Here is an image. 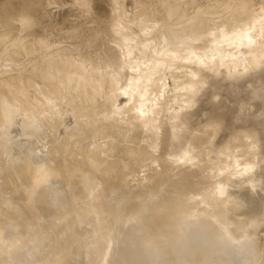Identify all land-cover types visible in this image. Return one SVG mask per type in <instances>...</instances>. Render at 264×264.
<instances>
[{"label":"rangeland","instance_id":"374dc122","mask_svg":"<svg viewBox=\"0 0 264 264\" xmlns=\"http://www.w3.org/2000/svg\"><path fill=\"white\" fill-rule=\"evenodd\" d=\"M9 1L10 0H1L0 2L6 5ZM11 1L13 4V1L16 0ZM89 1L90 5L87 7L81 0H41V5L42 11L46 16L60 19L61 17L63 18V16L65 18V14L68 13L70 21L72 22L71 25H73V23H75V25L81 23V30H85V36H89L93 32L92 30L96 28L94 19L95 13L96 15H101L108 21L106 22L109 23L106 32L111 34V38L115 33L118 35V31H116L118 27L119 29H124L123 23L129 22V24L127 23L128 27L132 26L133 29L138 32L140 31L138 30L139 27L142 31H140V34L142 33L146 36L148 33L147 35L152 37V39L147 37L148 42L153 40L156 43L154 44L152 43L153 41L151 42L152 48L157 45L158 41L161 45L164 40L166 44L168 40H170L171 44L173 40L182 43L186 41L187 44L191 46L190 48L186 43L185 46L187 48L185 47V49L184 43L182 45L179 42V44L174 42V47L176 44L178 46L181 44L183 48H170V51L172 50L171 52L176 54L177 52H174L175 50H194L195 54L193 57L191 56V64L194 65L193 78L190 79V74L185 71V67L189 64L186 57L175 59V54L172 56L174 58H170L171 55H168L170 61H168L167 58L166 60L167 64L169 62V68H167L164 73L166 85H164L165 87L162 86V90L166 89L165 91H167V88H169L172 95L177 98V101L173 102L172 106L166 107L164 111L154 116L150 110L154 101H150L149 98H147V101L145 100L141 102L142 104H139L142 109L148 110L147 114H145L142 121H136L130 129H126L125 126L129 121L135 119V116L133 117L132 115V117L128 119L130 116L127 117L125 114L121 113L122 116L116 121L111 117L101 121L97 119L98 121L93 125H88L85 131L82 132L79 130L78 134L73 138V140L85 138L83 141V148L78 145L80 149L75 147L74 149L77 151L69 153V151H67L68 149L65 150V145H58V136L64 133L65 126L73 122V116L65 118V112L68 110L72 101L78 102L79 99L77 98L79 96L76 95V91L79 89L77 83L79 67L76 62L79 60L81 61V59H76L75 63L66 65L64 68L69 74V77H62L58 73L59 70H57L56 65L62 64L65 61V55H58L54 52L50 55L46 52V47L42 46L41 42L43 41L42 39L48 40L49 37L35 39L26 37L31 28H29L25 16L18 13L19 9L21 10L19 6L23 3H18L17 1L18 9L11 10L8 14L7 27L5 29L0 28V43H2L0 45V62L2 63V66L0 64V113L1 115L3 114L4 117V120L0 122V163L3 162L0 164V264H90L94 261V264H108L109 262L111 264H153L154 262L152 260L154 257H157V260H154L157 264H168L167 262L170 260V256L173 257V255L175 256L173 257L175 261L174 264H264V1L171 0L172 2L169 1V3H160L159 0H145V2L141 0L144 6L148 4V8L152 11V16L147 19V23L140 22L144 21L143 18L145 17H142V15L147 10H145L147 6L141 7V4H136V0ZM148 1H150V3H148ZM170 2L174 6L172 9H170ZM220 4L223 5L221 6ZM206 6L209 7L205 9ZM25 8L26 6H24L22 10L28 12L29 6L27 7L28 9ZM240 12L241 14L242 12L244 14L248 12V14L241 15L239 14ZM120 16L121 19L123 17L124 21L118 18ZM117 19L123 21V23H119V26L117 25ZM224 22H242L244 29H231L232 32H228L230 35H226L227 40L225 37L223 39L220 38L221 40L216 39L217 37L212 39L213 36H211L212 38L210 37V41L212 40L211 42L215 44L212 45L214 46L212 47L211 42L207 41L209 40L207 39L208 35L210 36V34L214 32L212 31L213 28H215L213 30H218L219 32V28L222 27V23ZM68 23L67 25H69ZM130 23L131 26H129ZM225 23L224 25L227 24ZM113 24L117 25L116 30H114L115 25L113 27ZM121 24L123 25L122 27ZM201 24H203V26ZM75 25L70 27V29L75 27ZM127 25L125 24L126 27ZM227 26H229V24ZM126 27L125 29H127ZM216 28L218 29L216 30ZM40 29L42 30H40L41 32L45 31L43 27ZM186 29L187 32L193 31L192 34L191 32L187 33L185 31L186 34H188L186 35L184 33ZM209 29L211 30L210 34H208ZM113 30L116 32L114 33ZM241 31L243 33H241ZM125 32L120 31L119 35L125 34ZM128 33H130V30L127 34ZM171 33H174L175 37L172 38L174 34ZM183 33L186 38H183ZM131 34L127 36L130 43L129 41L126 42L127 37L124 36L126 39L125 42L130 45L133 43L135 45L138 43L141 44L143 42L142 40L146 38L140 35L141 38L144 37L140 39L142 41L140 42V40L138 41V38H140V36H138L139 33L137 35L138 38H135V40H133L134 36ZM218 34L214 33L212 35L215 37V35ZM239 35H242V37H239ZM248 35L252 37L251 40H254L249 46H245L246 42L250 41V39L248 40ZM57 36H61V33L57 34ZM64 36H66V39H64L65 41L69 39V35ZM105 36V31H102L97 35L98 40L94 39L92 41L103 40ZM131 36H133L132 41ZM167 36H171L170 39L166 40L165 37ZM74 37L70 36L74 41H72L74 45L72 42H69V40L67 41L68 43L64 44V37H62V40L58 37L55 38L60 39L62 42L64 41L60 43L61 45L63 44L62 47H66L65 45L71 43L69 46L67 45V50H71L72 47H74L73 49L75 50L76 47V49L81 52L87 51L89 45L92 43L91 40L82 41L83 38H75L74 40ZM115 37L122 39L121 36H114V39ZM1 38L3 40H1ZM117 38L116 43L118 44L117 48L119 52H121L120 50L122 49V52L125 53L127 47L121 48L120 46L123 43L125 44V42L122 41L123 43L119 45L118 41L120 40H117ZM237 38H241L242 40L239 39L238 41ZM182 39L185 40L183 41ZM215 39L216 41L220 40L219 42L222 41V46L229 44V42H233L232 45L234 44L233 47H235V45L243 42L242 45L236 47L239 49V46H242L243 48H241L244 49L243 52L245 50L249 52H244L246 53L244 54L240 48V55L237 53L238 49L236 47V49L233 48L237 51H235L237 55L240 56L236 58L237 60L239 58L240 61L244 58H248L249 60V56L251 57V55H253L255 52L254 50L259 51L260 55L258 54L259 56L254 59V62L252 59L249 66L245 69L243 64L250 60L246 61L244 59V63L241 62L240 65V61L238 63V61L234 60L235 57L233 60L231 59V57H233L232 54L236 55V53L231 51L233 50L231 49L232 45H226L225 48L222 46L218 47L219 42H216ZM235 39L237 43H234ZM60 40L56 41L59 42ZM147 40L145 39L144 41V48L145 46L147 48ZM240 40L242 42H240ZM79 41L84 45L80 46L81 43L79 44ZM76 42L79 45L76 44ZM244 42L245 45H243ZM165 43H163V45H165ZM195 44H197V46ZM209 44L212 47H210L211 50L207 48ZM149 45L150 43L148 46ZM91 46L92 44L90 47ZM158 46L160 47V45H157V47ZM168 46L171 47L172 45L169 44ZM227 46L231 50L227 49ZM5 47H7V49H5L6 51L4 50ZM132 47L133 45L130 46V48ZM135 47L136 46L133 48L136 49ZM162 47L159 48L160 51L163 49ZM192 47H197V49H193ZM205 48L211 52V56L212 54L215 56L218 54L216 56L217 58L220 56L219 53L222 54L225 51L220 52L221 50L219 51L218 48L230 50L227 52L225 51L223 54L232 55L227 58H230L234 62L236 61L238 65L234 68L231 65L232 63H230L232 61H229V59L225 60V58L223 60L224 62L226 61L225 64L224 62L221 64L216 62L212 67L213 64L211 65V62H209L210 65H207L208 63H204L201 59L204 52L209 54V51L206 52ZM140 49L130 50L138 52ZM212 49H214V51ZM130 50L127 51L130 52ZM154 50H156V47ZM192 50L189 52L191 53ZM217 50L219 52L215 53ZM18 51L19 54H17ZM187 51H185V53H187ZM144 52L141 54L144 55ZM165 52H167V50ZM171 52H169V54ZM202 52L203 54L200 55ZM127 53L128 52L120 54L124 56ZM141 54L138 56L143 60L145 56L142 57ZM187 54L184 55L186 56ZM204 55L206 56V54ZM3 56L6 57L4 58ZM10 56L11 58H9ZM140 57L139 59L141 60ZM224 57L226 56L224 55ZM12 60L14 61L12 62ZM38 62L40 63L38 64ZM246 64L248 65V63ZM5 65L7 67H5ZM43 70L47 73L46 75L43 73ZM62 70H60V72ZM226 70L227 72L230 71L231 74H225L226 76L224 75L223 77V73H225ZM128 71L127 69L125 70L126 73H128ZM96 72L97 71L91 69L88 70L83 80V85L89 83ZM111 72L112 66L109 65L100 69L101 75L98 81L102 79L104 81V77L107 78ZM182 73H184V75ZM177 78H180L178 82L176 81ZM189 79L193 82L190 85L187 84ZM199 81L201 84H199ZM96 84L97 86H92L89 93L83 91L85 95H83V97L80 96L79 99V102L82 101L80 104L84 103L85 100L90 101L87 104L89 109L96 104V100L99 99L98 95L102 92L101 86L98 83ZM118 85L114 86V89L119 88L121 84L119 83ZM196 85L198 87H196ZM64 86H69V88L67 90H62L61 88ZM162 90L161 88H157L156 92L161 94ZM44 92H49V95H47V93L45 95ZM114 93H121V90L116 89ZM56 94H61L57 96L63 97L58 99L52 108L49 107V109H47L48 105L45 96L53 97ZM117 94L113 95L117 97ZM127 101V96L121 95L118 103H121L124 108ZM57 106L59 108H56ZM14 113H17L16 117H12ZM45 113L48 116V123L53 125V127L49 124H45V120L42 121V119H46ZM95 113H97V111H95ZM50 114L51 117L49 116ZM93 116L92 119L95 117ZM20 119L21 122H19ZM11 127H15L16 129L13 128V130ZM26 129L27 131H31L27 132ZM112 129L115 131V134L109 138L108 146H116L117 153H115V155L119 160L113 164L111 171L108 170V173L105 172L106 176L108 174L107 179L101 182L102 184L94 190L92 186H95V184L91 183L92 186L89 184L84 192L83 190L79 192L77 188L81 186L79 184L81 180H79L80 178H78L76 174L72 175L70 178V183L74 184L73 187H71L69 182L70 185L67 184L65 175L61 172L54 173L40 181L38 185H36L35 183L37 182L33 181L31 178L30 173L38 166L52 165L57 162L63 164V167L68 169H71L70 166L72 164L80 161H83L80 165L85 164V167L89 169L97 168V157L92 161L93 164L91 162H84V153L89 152H84V150L88 148L90 141L95 140L99 134L106 135V133ZM11 132L13 133L11 134ZM154 132L158 133L156 136L157 138H154L153 134L151 135V133ZM53 134L54 136H52ZM250 134L255 136L254 138L256 141L252 139L253 135ZM238 137H240L239 139L241 141ZM30 139L31 141L29 142ZM86 141H88V143ZM252 144H254L253 147H251ZM57 146L60 147L57 148ZM246 148H248V150H246ZM55 149H57V151H55ZM245 150L250 151V153H246ZM47 152L48 154L45 155ZM256 152L260 154L258 153V155ZM4 154H6V156ZM7 154H10V156ZM42 154L44 156H42ZM211 154H214V156H211ZM133 155H136L139 159H149L145 164H142L143 166L137 163L134 165L135 169L126 171L128 165L124 166L125 163L123 162L126 158ZM199 155L200 161L198 164L193 165L188 161ZM252 155H254V157L257 156V158H254ZM6 157L8 159H6ZM250 157L251 160L249 159ZM59 158L63 159L57 161ZM43 159L45 161H42ZM50 159H52L51 162H48ZM19 167L25 169L26 174L23 177L16 178L15 172ZM98 171L101 170L99 169ZM146 172L145 182L142 181L138 184L137 179L135 180V178H137L136 176H140L142 173ZM125 173H128L129 176L125 177ZM94 174H96V176L98 175L97 173ZM132 175L135 176L133 177ZM11 178L14 179L15 185L10 184ZM177 179L178 181H176ZM75 182H77L78 185ZM179 182L180 185L182 183L183 186H180ZM25 183L30 185L27 190L23 188ZM152 184L153 187H151ZM167 187H170L168 191L165 190ZM184 187H186V189H184L183 192L181 188ZM69 189H71V192L77 193V195L75 196V193H69ZM90 189L93 190V193L86 197L85 194ZM155 189L158 190L159 193ZM161 189L162 191H160ZM136 190L139 191L137 192ZM178 190L181 193L177 192ZM129 191L131 195L127 196ZM143 192L145 193L143 194ZM173 192L175 194H173ZM178 194L179 196L181 194L182 199L177 196ZM132 197L133 199H131ZM104 200L106 203H104ZM177 201H179V203ZM182 202L187 206H180ZM73 203L74 205H72ZM143 205H150V208L143 211L141 210ZM17 207L20 208L18 211L15 209ZM182 207L184 209H182ZM196 207H201V210L196 214L197 216L194 215V217H192L193 214H191V211ZM186 208L192 210H187ZM94 209L95 213L93 212ZM68 210L71 213L69 217L64 218L57 216L60 211ZM164 210L174 212L175 214H172L174 219L169 216L166 218L167 221L165 220L163 223H161L159 219H155L158 212H163ZM188 211H190V213H188ZM137 212H143L144 214H142L143 216H141L140 221H135ZM178 212H180V214ZM12 217L14 219L12 224H10ZM97 221L100 222V225ZM149 223H151L152 226L146 230L145 228ZM159 224L161 226H158ZM96 225L101 228L99 229ZM133 226L135 228L134 233L130 238H125ZM162 227L165 231H162ZM171 231H175L174 234H172ZM82 248H84V251ZM87 251H89V254ZM167 258L168 260H166ZM170 264L173 263L170 262Z\"/></svg>","mask_w":264,"mask_h":264},{"label":"bare ground","instance_id":"6f19581e","mask_svg":"<svg viewBox=\"0 0 264 264\" xmlns=\"http://www.w3.org/2000/svg\"><path fill=\"white\" fill-rule=\"evenodd\" d=\"M1 1V0H0ZM18 1V3H23V4H21V6H19L20 8H21V10L19 9V11H18V13L19 14H21V15H23V16H25V19H26V21H27V24H28V26H29V28H31L30 30H29V33L27 34V36L26 37H28L29 39H35V38H45V37H49V39L47 40V39H42L43 41L41 42L42 43V46H44V47H46V52L47 53H49L50 55H52V53L54 52V53H56V54H58V55H65V61L62 63V64H59V65H56V68H57V70H59L58 71V73L62 76V77H69V74L66 72V70H65V68L64 67H66V65H68V64H70V63H75V60L76 59H81V61L79 60L78 62H76V64H77V66L79 67L78 68V73H77V83H78V87H79V89H78V91H76V95H78L79 97H77V98H79L80 99V96L81 97H83V95H85V94H83V91L84 92H86V93H89L90 92V90L92 89V86L93 87H95V85L97 86V84L96 83H98L100 86H101V89H102V92H100V95H98V100H96L97 102H96V104L91 108V109H89L88 108V106H87V104L90 102V101H86L85 100V102L84 103H82V104H80L81 102H79L80 100L78 99V102H71V104L69 105V107H68V110L65 112V118L66 117H69V116H73V122H72V124H68L67 126H65V131H64V133H62V134H60V136H58L59 137V143H58V145H65L66 147H65V150H67V151H69V153H71V152H75V151H77V150H75L74 148L75 147H77V148H79V146L80 147H82L83 148V141H84V139L85 138H81V140H73V138H74V136L75 135H77L78 134V132H79V130H81L82 132L83 131H85L86 129V127L88 126V125H93L95 122H97L98 120L99 121H101V120H104V119H106V118H108V117H111L113 120H117V119H119V117H121L122 116V114H125L127 117H129L128 119H130L132 116L134 117L135 116V119L134 120H132V121H129L128 123H127V125L125 126V128L126 129H130L134 124H135V122L136 121H142L143 119H144V117H145V114H147V112H148V110L147 109H142V107L139 105V104H142L141 102H143V101H147V98H149V100L150 101H154V103H153V105H151V107H150V110L152 111V113L154 114V116H156L158 113H160L161 111H164V109H166V107H168V106H172L173 104V102H176L177 101V98L175 97V96H173L172 95V93H171V91H170V89L169 88H167V91H165V90H162V86H164V85H166V78H165V75H164V73L166 72V70H167V68H169L168 67V64H169V62H168V64H167V60L168 61H170L169 59L175 54V53H172L171 51H170V48H172V49H175V48H178V47H182V45H183V43H184V48L186 47L185 46V43L187 44V42L186 41H184L183 39V43L182 42H179V43H181L179 46L176 44V46L174 47L173 45L177 42V40L175 41V40H173V42H172V40H171V42H172V44L170 43V40H168L167 41V44L163 41V43H165V45H163V43H162V45H163V47H162V45H161V43L158 41V43H157V45H160V47L158 46L157 47V45L155 46L154 44H156L155 43V41H153V40H151V42L152 43H154L153 45L156 47V50H154V48H152V45H151V42H148V40H147V37H149L147 34V32L146 31H144L145 33H147L146 34V36L145 35H143L142 33L140 34V31H141V29H139V27H138V30H140L139 32L138 31H135L134 29H133V27L131 26V23H130V25L129 26H131V27H128V25H127V23L129 24V22H124L123 23V17H122V19H121V16L120 17H118V18H120L121 20H123V21H120L119 19H117L118 20V23H117V25L119 26V23L120 22H122L123 23V25H124V29H125V24L127 25V29H125L126 30V32H125V30L124 29H119V27L117 28V25L116 24H113V27H114V25H115V29L114 30H116V28H117V30L116 31H118L117 32V34L118 35H116V31L114 32V30H113V32L115 33V35H113L112 36V38H111V34L110 33H108V32H106V30H107V28H108V26L107 25H109V23H106V22H108V21H106V19L105 18H103L101 15H96L95 13H94V19H95V24H96V28L94 29V30H92L93 32L88 36V35H86L85 36V30L84 31H82L81 30V23H77L76 25H75V23H73V25H75V27H73V28H71L70 29V27H72L73 25H71L72 24V22L70 21V18H69V16H68V13H66L65 15V18H64V16H63V18L61 17L60 19L59 18H55V17H52V16H46L44 13H43V11H42V5H41V0H16V1H13L14 3L12 4L11 2V0L9 1V2H7V4L6 5H3V3H1L0 2V28H2V29H5L6 27H7V25H8V23H7V21H8V14L11 12V10H16V9H18V6H17V2ZM83 3H85L86 4V7L87 6H89L90 5V1L89 0H81ZM96 1H101V0H96ZM138 0H136V4H141V7H146L148 4H146V6H144V3L142 2V1H144L145 2V0H140V1H138ZM147 1V0H146ZM169 1H171V0H159V2L160 3H169ZM228 1V0H227ZM242 1V0H241ZM264 1V0H263ZM172 2V1H171ZM170 2V9H172V7H174L173 5H172V3ZM218 2V1H217ZM143 3V4H142ZM148 3H150V1H148ZM209 3H210V1H209ZM213 3V2H212ZM207 4H208V2H207ZM230 4V3H229ZM26 6V8L25 9H28L27 7L29 6V9H28V12H25L24 10H22L23 8H24V6ZM28 5V6H27ZM221 5V4H220ZM223 5V4H222ZM221 5V6H222ZM236 5V4H235ZM140 6V5H139ZM139 6H137V7H139ZM212 6V5H211ZM221 6H219V7H221ZM204 7V6H203ZM209 7V6H208ZM207 6H206V8L205 9H207L208 8ZM244 7V6H243ZM140 8V7H139ZM214 8H215V6H214ZM140 9H142V8H140ZM147 9V10H146ZM204 9V10H205ZM221 9V8H220ZM127 10V9H126ZM145 13L142 15V17H145V18H143L144 19V21H140V22H145V23H147V19H149V18H151V16H152V11L148 8V6H147V8H145ZM222 10V9H221ZM253 10V9H252ZM262 10V9H261ZM123 11V10H122ZM223 11V10H222ZM128 12V11H127ZM181 12V11H180ZM190 12H193V11H190ZM195 12V11H194ZM210 12V11H209ZM200 13V12H199ZM190 14V13H189ZM196 14V13H195ZM218 14V13H217ZM233 14H235V13H233ZM239 14H241V12L239 13ZM242 14H244L243 12H242ZM241 14V15H242ZM247 14H248V12H247ZM247 14H244V15H247ZM64 15V14H63ZM123 15V14H122ZM194 15V14H193ZM192 15V16H193ZM201 15V14H200ZM226 15H227V13H226ZM196 16V15H195ZM194 16V17H195ZM203 16V15H202ZM225 16V15H224ZM179 17V16H178ZM197 17H199V16H197ZM204 17V16H203ZM206 17V16H205ZM240 17V16H239ZM238 17V18H239ZM246 17H248V16H246ZM209 18V17H208ZM219 18V17H218ZM223 18V17H222ZM64 19V20H63ZM142 19V18H141ZM140 19V20H141ZM142 19V20H143ZM199 19V18H198ZM241 19V18H240ZM248 19V18H247ZM246 19V20H247ZM146 20V21H145ZM161 20V19H160ZM228 20V19H227ZM232 20H234V19H232ZM239 20V19H238ZM244 20H245V18H244ZM251 20V19H250ZM256 20H257V18H256ZM254 21H255V19H254ZM69 22V23H68ZM71 22V23H70ZM114 22V23H115ZM230 22V21H229ZM229 22H224L226 25H224V23H222L223 25H222V30H221V28H219V30L221 31H219L218 32V28H216V30L217 31H215V30H213V29H215V28H213L212 29V31H214V32H212V34H214V33H216V34H218V35H215V37H214V35H212V34H210L211 33V30L209 29V32H208V34H210V36L208 35V38L207 39H209V40H207V41H209V42H211L210 41V37L211 36H213V38L212 39H214V38H216V39H223L224 37H225V39H226V35L227 34H229L230 35V33L232 32L231 31V29L232 30H238V29H242L243 28V23L241 24V23H238V22H231V23H229ZM67 23L69 24V25H71V26H69V25H67ZM145 23H143V24H145ZM142 24V23H141ZM184 24V23H183ZM188 24V23H187ZM229 24V26H227ZM122 24H121V27L123 26ZM133 25V24H132ZM192 25V24H191ZM202 26H203V24H201ZM208 25V24H207ZM261 25V24H260ZM66 26H68V27H66ZM134 26V25H133ZM183 26V25H182ZM186 26V25H185ZM223 26H224V28H223ZM41 27H43V28H45V31L44 32H41L42 30L40 29ZM175 27H177V26H175ZM130 28V29H129ZM142 28V27H141ZM182 28V27H181ZM121 31V32H125V34H124V36L125 37H127V36H130V34L131 35H133L134 36V39H133V36H131V41H132V39L133 40H135V38H138L137 37V35H138V33H139V35L138 36H144V37H146V38H144V37H142L141 38V36H140V38H138V41L140 40V39H143L144 38V40H142L143 42L145 41V39L147 40L146 41V45H147V48H148V51H147V48H146V46H145V48H144V44H145V42L143 43L141 40H140V42H142L141 44L140 43H138L137 45H135L134 43L132 44L133 45V47L134 46H136L135 48L136 49H140V50H138V52H136V51H131L130 49H133V50H136V49H134L133 47L132 48H130V46H132V45H130L129 43H130V40H128V37H127V41L126 42H128L129 41V43H126L125 42V37L123 36V34L122 35H119V30ZM143 29V28H142ZM171 29V28H170ZM189 29H191V28H189ZM244 29V28H243ZM41 30V31H40ZM44 30V29H43ZM124 30V31H123ZM129 30H130V33H128L127 34V32H129ZM144 30H146V29H144ZM102 31H105V38L103 39V40H99V41H96V40H98V37H97V35L99 34V33H101ZM132 31H134V32H132ZM187 32V29L186 30H184V33L186 34V32ZM196 31V30H195ZM231 31V32H230ZM262 31V30H261ZM91 32V31H90ZM142 32V31H141ZM143 32V33H144ZM167 32V31H166ZM169 32V31H168ZM189 32V31H188ZM187 32V33H188ZM191 32V31H190ZM189 32V33H190ZM193 32V31H192ZM192 32H191V34H192ZM218 32V33H217ZM228 32H230V33H228ZM59 33H61V36L62 37H64L63 38V40L64 39H66V36H64V35H69V42H72L73 41V39L72 38H70V36L72 37H74V40H75V38H79V39H81V38H83L82 39V41H84V40H87V41H90L91 40V44H92V46H93V48H92V46L90 47V45H89V47H90V50H89V47H88V49H87V51H84V52H81L80 50H78V49H76V47H75V50L73 49L74 47H72V49L71 50H67L66 49V47H68L71 43H69V45L67 46V45H65L66 47H62V45L60 44V43H63L61 40H62V37L61 36H57V34H59ZM89 33V32H88ZM133 33H135V34H133ZM161 33V32H160ZM174 33H175V31H174ZM174 33H171V34H174ZM184 33H183V35H184ZM235 33V32H234ZM241 33H243L242 31H241ZM247 33V32H246ZM237 34H239V33H237ZM245 34V33H244ZM182 35V36H183ZM186 35H188V34H186ZM190 35V34H189ZM243 35V34H242ZM242 35H239V37L241 36L242 37ZM77 36V37H76ZM114 36H121L122 37V39L120 38V39H118L117 37H115V39H114ZM136 36V37H135ZM172 36V35H171ZM171 36H167V37H165V39L167 40V39H170V37ZM191 36V35H190ZM55 37H58V38H61V40L60 39H56ZM68 37V36H67ZM123 37H124V40H123ZM173 37H175V34H174V36H172V38ZM186 38V36L184 35L183 36V38ZM227 37H229V36H227ZM116 38H117V40H120V41H118L119 42V45L121 44V43H123L122 41H124L125 42V44L127 45H125L124 43V45L122 44V45H120L121 46V48H126L127 47V49H126V52H128L126 55H121V54H125V53H123L122 52V49L120 50L121 52H119V49L117 48V46H118V44L116 43ZM149 38H151L152 39V37H149ZM148 38V39H149ZM60 40L59 42H57L56 40ZM94 39H96L95 41H92V40H94ZM216 39H215V41H216ZM220 39V40H221ZM239 39H241V38H239ZM239 39L237 38V40L239 41ZM244 39V38H243ZM250 39V41L249 42H246V45H245V42H244V44L243 45H245V46H249L250 45V43L254 40H251L252 39V37H249V35H248V40ZM262 39V38H261ZM264 39V38H263ZM1 40H3L2 38H1ZM68 40H66L65 41V43L64 44H66V43H68L67 41ZM71 40V41H70ZM219 40V41H220ZM227 40V39H226ZM236 40V39H235ZM235 40H234V43H237V40H236V42H235ZM242 40V39H241ZM240 40V42H242ZM23 41V40H22ZM86 41V42H87ZM149 41H150V39H149ZM219 41H216V42H219ZM2 42V41H1ZM17 42V41H16ZM74 42V41H73ZM72 42V44L74 45V43ZM97 42V43H96ZM147 42H148V44L150 43V45L148 46V44H147ZM169 42V43H168ZM175 42V43H174ZM177 42V43H178ZM208 42V43H209ZM213 42H214V40H213ZM258 42V41H257ZM12 43V42H11ZM10 43V44H11ZM19 43V42H18ZM22 43V42H21ZM81 43V44H80ZM88 43H90V42H88ZM87 43V44H88ZM137 43V42H136ZM160 43V44H159ZM178 43V44H179ZM231 43V44H230ZM232 43L233 42H229V44H225V46L226 45H228V46H231L232 45ZM239 43V42H238ZM243 43V42H242ZM242 43L241 44H238V45H242ZM2 43H0V45H1ZM12 44H14V43H12ZM76 44H78L77 42H76ZM79 44H80V46L81 45H84V44H82V42H80L79 41ZM78 44V45H79ZM86 44V43H85ZM115 44H117V45H115ZM143 44V45H142ZM172 45L171 47H169L168 45ZM219 44V46L218 47H221L222 46V44H223V42L221 41V42H219L218 43ZM217 44V45H218ZM128 45H130V46H128ZM142 45V46H141ZM196 46H197V44H195ZM212 45H215L214 43H212L211 42V46ZM238 45H235V47L236 46H238ZM258 45H259V43H258ZM8 46V45H7ZM11 46V45H10ZM13 46V45H12ZM88 46V45H87ZM120 46H119V48H120ZM139 46V47H138ZM141 46V47H140ZM169 48H167V47ZM187 46H189V44H187ZM194 46V45H193ZM208 47V49L209 50H211L210 49V44L209 45H207ZM225 46L223 45L222 47H224L225 48ZM227 46V49H230L229 47ZM234 46V44L232 45V48L231 49H233V48H235V47H233ZM244 46V47H245ZM138 47V48H137ZM143 47V48H142ZM163 48V49H161V51H160V49L159 48ZM166 47V48H165ZM191 46H189V48H190ZM206 47V46H205ZM212 47H214V46H212ZM211 47V48H212ZM217 47V46H216ZM242 47V46H241ZM240 46H239V49L241 48ZM1 48V47H0ZM19 48H21V47H19ZM77 48H78V46H77ZM165 48V49H164ZM183 48V47H182ZM187 48V47H186ZM185 48V49H186ZM193 49L194 48H196L197 49V47H192ZM201 48V47H200ZM202 48H203V46H202ZM207 48H205V51L206 52H208L209 50L207 49ZM237 48V47H236ZM235 48V49H236ZM243 48V47H242ZM241 48V51L243 52V50L244 49H242ZM5 49H7V47H5L4 48V50ZM8 49H10V48H8ZM27 49V48H26ZM30 49V48H29ZM143 49H144V51L146 52V54H145V52L143 51ZM149 49H151V50H149ZM157 49H159V50H157ZM179 49H181V48H179ZM196 49H195V51H196ZM207 49V50H206ZM217 49V48H216ZM230 49V50H231ZM235 49H233V50H231V51H233V53H236L237 51V53L238 54H240L241 55V52L239 51V49L236 51ZM247 49V48H246ZM257 49V48H256ZM3 50V52H5ZM22 50V49H21ZM28 50V49H27ZM31 50V49H30ZM95 50H97V51H95ZM127 50H130V52L129 51H127ZM167 50V52H165V51ZM169 50V51H168ZM188 50V49H187ZM187 50H184V49H181V50H178V51H174V52H177L175 55H174V57H175V59H177V58H181V57H183V58H185L186 57V59L188 60V65L185 67V71H187L188 72V74H190L189 76H190V79L191 78H193V68H194V65L193 64H191V62H192V60H191V58L194 56V54H195V52H194V50H192V49H190L189 51H191L192 50V52L190 53L189 51H187ZM199 50H201V49H199ZM213 51H214V49H212ZM218 50L220 51V52H222V51H230V50H226V49H223L222 50V48L221 49H219L218 48ZM215 51V53H217V52H219V51ZM259 50V49H258ZM23 51V50H22ZM83 51V50H82ZM139 51H142V52H144V55L143 54H141L142 52H139ZM185 51H187V53H185ZM225 51L223 52V53H225ZM236 51V52H235ZM251 51V50H250ZM255 52L253 53V55H251V57L249 56V60H248V58H244L246 61L248 60L249 62H246V63H248V65L245 63V64H243V67L246 69V67H248L249 66V63L251 62V60L254 62L255 60V58L257 57V56H259L260 54H259V51H257V50H254ZM16 52V51H15ZM31 52V51H30ZM169 52H171L170 54H169ZM194 52V53H193ZM240 52V53H239ZM244 52H246V50L244 51ZM243 52V53H244ZM247 52H249V51H247ZM246 52V53H247ZM1 53V52H0ZM21 53V52H20ZM32 53V52H31ZM94 53V54H93ZM121 53V54H120ZM187 54L186 56L184 55V54ZM211 52L209 51V54H210ZM213 53V52H212ZM222 53V54H223ZM237 53H236V55H237ZM246 53H244V54H246ZM5 54H6V52H5ZM13 54H15V53H13ZM17 54H19V51H18V53ZM141 54V56L142 57H144V59L142 60V58L140 57V56H138V55H140ZM166 54H167V56H166ZM190 54V55H189ZM193 54V55H192ZM203 54V52L200 54V55H202ZM204 54H206V56L204 55ZM204 54L202 55L203 57L201 58L202 60H203V62L204 63H208L207 65H212V67L214 66V64H216V62H218L219 64H221V63H223L224 61V58H225V60L226 59H229V61H232L233 60V58L235 57V59L234 60H236V61H238V63H239V59L237 60L236 58H238V57H240L239 55H237V57H236V55L235 54H232L233 55V57H231V59L230 58H227L229 55H226V54H223V56L221 57V53H219V55L220 56H218V58L215 56V55H213L212 54V56H211V54L209 55L208 53H205L204 52ZM208 54V55H207ZM228 54V53H227ZM259 54V55H258ZM4 55V54H3ZM25 55V54H24ZM123 56V57H121V56ZM168 55H171L170 56V58L168 59ZM224 55L226 56V57H224ZM232 55H230V56H232ZM17 56V55H16ZM192 56V57H191ZM214 56V57H213ZM229 56V57H230ZM242 56H243V54H242ZM4 58L6 57V56H3ZM13 57V56H12ZM19 57V56H18ZM17 57V58H18ZM24 57V56H23ZM139 57L141 58V60L139 59ZM174 57H172V58H174ZM201 57V56H200ZM9 58H11V56L9 57ZM15 58V57H14ZM21 58V57H20ZM20 58H19V60H20ZM166 58H167V60H166ZM217 58V59H216ZM241 58H243V57H241ZM2 59V58H1ZM13 59V58H12ZM50 59V58H49ZM124 59V60H123ZM200 59V58H199ZM208 59V60H207ZM244 59L242 60V61H240V65H241V62L242 63H244ZM202 60H201V63H202ZM14 60H12V62H13ZM18 61V60H17ZM21 61V60H20ZM47 61V60H46ZM212 61H213V63H212ZM234 62V61H232V62H230V63H232L231 65L235 68V66L236 65H238V64H236L237 62ZM9 62V61H8ZM19 62V61H18ZM41 62H43V61H41ZM209 62H211L210 64H209ZM10 63V62H9ZM22 63V62H21ZM40 62H38V64H39ZM226 63V61L224 62V64ZM0 64H1V66H2V63L0 62ZM32 64V63H31ZM43 64V63H42ZM252 64V63H251ZM250 64V65H251ZM8 65V64H7ZM112 66V72H111V74H109L108 75V77L106 78V77H104V81H103V79L101 80V81H98V79H99V77H100V75H101V73H100V69H103L104 67H107V66ZM203 65V64H202ZM244 65H246V66H244ZM221 66V65H220ZM5 67H7L6 65H5ZM240 67V66H239ZM215 68H217V67H215ZM257 68V67H256ZM63 69V70H62ZM93 70V71H97L96 72V74H94L93 75V78H91V80H90V82L89 83H87V84H85V85H83V80H84V78L86 77V72L88 71V70ZM129 70L128 71V73H126L125 72V70ZM233 69V68H232ZM17 70V69H16ZM60 70H62L61 72H60ZM42 72V71H41ZM226 72H227V70H226ZM223 73V77H224V75L226 74H228V75H230L231 73H230V71H228L227 73ZM43 73L46 75L47 73H45L44 72V70H43ZM183 75H184V73H182ZM225 75V76H226ZM48 76V75H47ZM195 77V76H194ZM179 79L180 78H177L176 79V81L178 82L179 81ZM189 79V82H187V84H191V83H193L192 82V80H190ZM52 80V79H51ZM194 80V79H193ZM197 80H198V78H197ZM203 82V81H202ZM106 83V84H105ZM121 84L120 85V87L119 88H116V89H120L121 90V93H114L115 92V90L116 89H114V86H117L118 84ZM199 84H201L200 83V81H199ZM203 84V83H202ZM98 85V86H99ZM119 86V85H118ZM61 87V86H60ZM73 87V86H72ZM72 87H71V89H72ZM165 87V86H164ZM196 87H198L197 85H196ZM201 87V86H200ZM69 88V86H64V87H62L61 89L62 90H67ZM157 88H161V90H162V93L161 94H159V93H157L156 92V90H157ZM183 88H185V87H183ZM202 88V87H201ZM196 89V88H195ZM199 89V88H198ZM197 89V90H198ZM45 90V89H44ZM43 90V91H44ZM53 90V89H52ZM183 90V89H182ZM181 90V91H182ZM54 91V90H53ZM42 93V92H41ZM45 93V92H44ZM43 93V94H44ZM47 93V92H46ZM46 93H45V95H46ZM57 93V92H56ZM42 94V95H43ZM52 94V93H51ZM113 94H117V97H116V95L114 96ZM47 95H49V92L47 93ZM57 95H61V94H56L55 96H53V97H51V96H45L46 98V101H47V105H48V108L47 109H49V107L50 108H52V106L57 102V100L58 99H60V98H62L63 96H57ZM121 95L122 96H127V104L125 105V107L123 108V106L121 105V103H118L119 102V99L121 98ZM87 96V95H86ZM0 97H1V94H0ZM183 98H184V96H183ZM41 103V102H40ZM171 104V105H170ZM39 105V104H38ZM40 106V105H39ZM121 106H122V108H121ZM65 107V106H64ZM67 107V106H66ZM147 107V106H146ZM149 107V106H148ZM56 108H59L58 106L56 107ZM57 110V109H56ZM58 111V110H57ZM95 111H97V113H95ZM121 111V112H120ZM118 112H120V113H118ZM11 113V112H10ZM10 113H7V114H10ZM122 113V114H121ZM46 114V113H45ZM47 114H48V112H47ZM47 114H46V119L44 118V119H42V121L43 120H45V124H49L48 122H49V120H48V116H47ZM93 114H94V116H93ZM176 114H178V113H176ZM132 115V116H131ZM17 116V113H14L13 114V116L12 117H16ZM41 117H43L42 115H40ZM50 117H51V114L49 115ZM55 116V115H54ZM92 116L94 117L93 119L94 120H96V121H94L93 119H92ZM45 117V116H44ZM27 118V117H26ZM6 119V118H5ZM29 119V118H28ZM37 119V118H36ZM41 119V118H40ZM51 119V118H50ZM68 119V118H67ZM98 119V120H97ZM4 120V117H3V114L1 115V113H0V122L1 121H3ZM52 120V119H51ZM41 121V120H40ZM19 122H21V119H20V121ZM39 122V121H38ZM2 124V123H1ZM3 124H4V122H3ZM151 124V123H150ZM43 125V124H42ZM49 125H51V124H49ZM46 126V125H45ZM52 127H53V125H51ZM55 126V125H54ZM215 126V125H214ZM29 127V126H28ZM28 127H26V128H28ZM49 127V126H48ZM207 127V126H206ZM209 127V126H208ZM12 129L13 128H15V127H11ZM45 128H47V127H45ZM56 128V127H55ZM212 128V127H211ZM16 129V128H15ZM34 129V128H33ZM32 129V130H33ZM14 130V129H13ZM35 130V129H34ZM46 130V129H45ZM57 130V129H56ZM24 131V130H23ZM26 131H27V129H26ZM28 131H31V130H28ZM27 131V132H28ZM198 131V130H197ZM196 131V132H197ZM14 132H16V131H14ZM18 132V131H17ZM20 132H22V131H20ZM51 132V131H50ZM60 132V131H59ZM256 132V131H255ZM13 132H11V134H12ZM23 133V132H22ZM51 133H53V132H51ZM250 133V132H249ZM253 133V132H252ZM10 134V135H11ZM54 134L56 135V133H55V131H54ZM54 134L52 135V136H54ZM115 134V131L112 129L111 131H108L107 133H106V135H101V134H99L96 138H95V140H93V141H90V143L88 144V148L87 149H85L84 150V152H87V151H89V152H87V153H84L85 154V156H84V158H85V160H84V162L86 163H88V162H91L92 163V161H94V159H95V157H97L96 158V163H97V168H95V169H89V168H87V167H85V164H81L80 165V163L82 162L83 163V161H80V162H78V163H74V164H72L71 166H70V168L72 169H68V168H66V167H63V164H60V163H56V164H52V165H40V166H38L34 171H32L31 173H30V175H31V178L33 179V181H36L37 183H35L36 185H38L39 183H40V181H42V180H44V179H46L47 177H49V176H51V175H53L54 173H64V175H65V180H67V184H69L70 183V178H71V176L72 175H74V174H76V175H78V178H80L79 180H81L80 182H79V184L81 185L79 188H77V190L79 191V192H81L82 190H83V192L87 189L86 187L90 184L91 186H92V184L91 183H94L95 184V186H92V189L94 190L96 187H98L99 185H101L102 183L101 182H103L104 180H106L107 179V176H108V174H107V176L105 175L106 173H108L109 171L108 170H110L111 171V169H112V166H113V164H115V162H117L119 159L116 157V155H115V153H117V150H116V146H108V141H109V138L110 137H112L113 135ZM153 134V137L154 138H157L156 136H157V132H154V133H151V135ZM231 134H233V133H231ZM28 135V134H27ZM32 135V134H31ZM41 135V134H40ZM97 135V134H96ZM250 135H253V134H250ZM259 135V134H258ZM130 136V135H129ZM229 136H232V135H229ZM240 136V135H239ZM248 136V135H247ZM6 137H8V136H6ZM36 137V136H35ZM58 137H57V139H58ZM139 137V136H138ZM228 137V136H227ZM248 137H250V136H248ZM255 136L253 135V138L252 139H254L255 141H256V139L254 138ZM41 138H42V136H41ZM130 138V137H129ZM230 138V137H229ZM240 137H238V139H239ZM24 139V138H23ZM22 139V140H23ZM259 139V138H258ZM5 140V139H4ZM27 140V139H26ZM40 140V139H39ZM73 140V141H72ZM139 140V139H138ZM240 140V139H239ZM250 140V139H249ZM254 140H253V142H254ZM31 141V139L29 140V142ZM54 141V140H53ZM192 141V140H191ZM241 141V140H240ZM1 142V141H0ZM21 142V141H20ZM34 142V141H33ZM87 143H88V141H86ZM110 142H112V141H110ZM206 142H208V141H206ZM23 143V142H22ZM25 143V142H24ZM56 143V142H55ZM73 143V144H72ZM257 143V142H256ZM259 143H260V140H259ZM258 143V144H259ZM17 144H18V142H17ZM33 144V143H32ZM32 144H29V145H32ZM40 144V143H39ZM44 144H45V142H44ZM50 145V144H49ZM77 145V146H76ZM79 145V146H78ZM86 145V144H85ZM253 145L254 144H252V146L251 147H253ZM26 146V145H25ZM28 146V145H27ZM44 146V145H43ZM46 146V145H45ZM56 146V145H55ZM108 146V147H107ZM256 146V145H255ZM260 146V145H259ZM16 147V146H15ZM22 147V146H21ZM21 147H20V149H21ZM58 147H60V146H57V148ZM71 147V148H70ZM192 147H193V145H192ZM248 147V146H247ZM8 148V147H7ZM27 148V147H26ZM25 148V149H26ZM33 148H35V147H33ZM39 148V147H38ZM3 149H5V148H3ZM10 149V148H9ZM18 149V148H17ZM29 149V148H28ZM40 149V148H39ZM45 149V148H44ZM64 149V148H63ZM80 149V148H79ZM250 149V148H249ZM258 149H260V148H258ZM24 150V149H23ZM43 150V149H42ZM64 150V151H65ZM246 150H248V148H246ZM245 150V151H246ZM257 150V149H256ZM9 151V150H8ZM29 151V150H28ZM47 151V150H46ZM45 151V152H46ZM55 151H57V149H55ZM259 151V150H258ZM9 152H11V151H9ZM41 152V151H40ZM62 152V151H61ZM250 153V151H246V153ZM260 152V151H259ZM258 152V153H259ZM262 152V151H261ZM36 153V152H35ZM69 153H67V154H69ZM257 153V152H256ZM256 153H255V155H256ZM257 153V154H258ZM11 154V153H10ZM10 154H7V155H9L10 156ZM19 154V153H18ZM48 154V152L45 154V155H47ZM55 154V153H54ZM260 154V153H259ZM258 154V155H259ZM5 156H6V154H4ZM3 155V156H4ZM12 155H14V154H12ZM36 155H37V153H36ZM50 155V154H49ZM57 155V154H56ZM214 156V154H211V156ZM4 156V157H5ZM38 156H40V155H38ZM42 156H44L43 154H42ZM58 156V155H57ZM60 156V155H59ZM67 156V155H66ZM66 156H64V157H66ZM83 156H82V158H83ZM99 156V157H98ZM245 156V155H244ZM253 157H254V155H252ZM62 157V156H61ZM247 157V156H246ZM249 157V156H248ZM261 157V156H260ZM41 158H43V157H41ZM50 158V157H49ZM48 158V159H49ZM254 158H257V156L256 157H254ZM6 159H8L7 157H6ZM9 159H10V157H9ZM12 159V158H11ZM55 159V158H54ZM60 159H63V158H59L57 161H59ZM65 159V158H64ZM149 158H144V159H139L136 155H133V156H131V157H128V158H126L125 160H124V162L123 163H125L124 164V166H127V168H126V171L128 170V171H131V170H133V169H135L134 168V165H136L137 163H138V165H142V164H145L146 162H147V160H148ZM250 160H251V157L249 158ZM262 159V158H261ZM4 160V159H3ZM13 160V159H12ZM51 160L52 159H50V161H48V162H51ZM38 161V160H37ZM42 161H45L44 159L42 160ZM62 161V160H61ZM60 161V162H61ZM65 161V160H64ZM63 161V162H64ZM191 164H198V162L200 161V155L199 156H196V157H193V158H191V159H189L188 160ZM214 161H216V160H214ZM258 161H259V159H258ZM1 162V161H0ZM35 162H36V160H35ZM47 162V161H46ZM3 163V162H2ZM2 163H0V164H2ZM212 163V162H211ZM48 164V163H47ZM66 164V163H65ZM69 164V163H68ZM93 164V163H92ZM210 164V163H209ZM213 164V163H212ZM123 165V164H122ZM68 166V165H67ZM90 166H92V165H90ZM143 166V165H142ZM205 166V165H204ZM214 166V165H213ZM91 168H93V167H91ZM122 168V167H121ZM124 168V167H123ZM101 170L102 171V173H101V171H98V170ZM145 169V168H144ZM139 170V169H138ZM108 171V172H107ZM135 171V170H134ZM145 171V170H144ZM106 172V173H105ZM148 172V171H147ZM147 172L146 173H142L140 176H136L137 178H135V180L137 179V183L138 184H140L142 181H144V179L146 178L145 176H146V174H147ZM16 178H19V177H23L25 174H26V170L25 169H23V168H21V167H19V169H17L16 170ZM29 173V172H28ZM94 173H97L98 175L96 176V174H94ZM101 174V175H100ZM138 174V173H137ZM148 174H149V172H148ZM124 175H126L125 177H127V176H129L128 175V173H125ZM136 175V174H135ZM135 175H132L133 177L135 176ZM192 175V174H191ZM132 177V178H133ZM130 178V177H129ZM63 179V178H62ZM53 180H55V179H53ZM59 180V179H58ZM64 180V179H63ZM175 180V179H174ZM173 180V181H174ZM57 181V180H56ZM55 181V182H56ZM74 181V180H73ZM176 181H178V179L176 180ZM213 181V180H212ZM54 182V181H53ZM66 182V181H65ZM69 182V183H68ZM72 182V181H71ZM126 182H128V181H126ZM145 182V181H144ZM144 182H143V184H144ZM152 182H154V181H152ZM76 184H77V182H75ZM123 183V182H122ZM176 183V182H175ZM10 184H13V185H15V181H14V179L13 178H11V180H10ZM71 184V187H73V183H70ZM69 184V185H70ZM130 184V183H129ZM129 184H128V186H129ZM148 184V183H147ZM146 184V185H147ZM78 185V184H77ZM120 185V184H119ZM125 185V184H124ZM173 185H175V184H173ZM176 185H178V184H176ZM179 185H180V182H179ZM181 185H182V183H181ZM180 185V186H181ZM29 184H24L23 185V188L25 189V190H27L28 188H29ZM52 186V185H51ZM145 186V185H144ZM183 186V185H182ZM185 186V185H184ZM55 187V186H54ZM59 187V186H58ZM151 187H153V184H152V186ZM168 188H170V187H167V189H165V190H167L168 191ZM173 188V187H172ZM174 188H175V186H174ZM67 189V188H66ZM92 189H90V190H88V192L85 194V196L87 197L89 194H92L93 193V190ZM110 189V188H109ZM108 189V190H109ZM153 189V188H152ZM182 189V191L184 190V189H186V187H184V188H181ZM55 190V189H54ZM57 190H59V189H57ZM71 189H69L68 190V192L69 193H75V192H71L70 191ZM128 190V189H127ZM156 190V189H155ZM164 190V189H163ZM137 191V190H136ZM139 191V190H138ZM137 191V192H138ZM149 191V190H148ZM154 191V190H153ZM156 191H158V190H156ZM160 191H162V189L160 190ZM53 192V191H52ZM58 192V191H57ZM61 192V191H60ZM155 192V191H154ZM177 192H179V190L177 191ZM184 192V191H183ZM194 192V191H193ZM106 193V192H105ZM145 192H143V194H144ZM158 193H159V191H158ZM158 193H157V195H158ZM168 193V192H167ZM179 193H181V192H179ZM55 194H57V193H55ZM170 194H171V192H170ZM173 194H175L174 192H173ZM77 195V193H75V196ZM131 194H130V191H129V193H128V195L127 196H130ZM71 196V195H70ZM177 196H179V194L177 195ZM176 196V197H177ZM185 196V195H184ZM133 197H135V196H133ZM133 197L131 198V199H133ZM144 197V196H143ZM179 197H181V199H182V196H181V194H180V196ZM69 198V197H68ZM72 198V197H71ZM105 198H106V194H105ZM139 198H141V197H139ZM178 198V197H177ZM103 199H104V196H103ZM102 199V200H103ZM92 200V199H91ZM126 200V199H125ZM4 201V200H3ZM72 201V200H71ZM71 201H70V203H71ZM87 201H88V199H87ZM105 201V200H104ZM131 201V200H130ZM181 201V200H180ZM7 202V201H6ZM157 202H158V200H157ZM162 202V201H161ZM178 203H179V201H177ZM184 202V201H183ZM183 202H182V204L180 205V206H182V205H184L183 204ZM104 203H106V201L104 202ZM103 203V204H104ZM127 203H128V201H127ZM155 203H156V201H155ZM92 204H94V203H92ZM124 204V203H123ZM159 204V203H158ZM165 204V203H164ZM72 205H74V203L72 204ZM160 205H163V204H160ZM150 206V205H149ZM149 206H147V205H143L142 206V208H141V210H143V211H145L146 209H148V208H150ZM179 206V207H180ZM184 206H187V205H184ZM80 207V206H79ZM157 207V206H156ZM167 207V206H166ZM75 208V207H74ZM87 208V207H86ZM96 208V207H95ZM104 208H105V205H104ZM159 208V207H158ZM16 209V211H18L20 208L19 207H17V208H15ZM106 209V208H105ZM153 209V208H152ZM181 209V208H180ZM182 209H184L183 207H182ZM187 210L188 209H190V208H186ZM64 210H66V209H64ZM79 210V209H78ZM92 210H93V208H92ZM108 210V209H107ZM190 210H192V209H190ZM199 210H201V207H199V208H194L191 212V214H193V216L192 217H194V215H196L198 212H199ZM76 211V210H75ZM106 211V210H105ZM109 211V210H108ZM165 211V210H164ZM162 212V211H159L158 212V214L156 215V217H155V219H159V221H161V223H163L165 220H166V218L167 217H172V214L174 213V212H171V211H165V212ZM80 212V211H79ZM92 212V211H91ZM94 213H95V209H94V211H93ZM149 212V211H148ZM183 212V211H182ZM77 213V212H76ZM81 213V212H80ZM89 213V212H88ZM179 214H180V212H178ZM183 213H185V212H183ZM188 213H190V211H188ZM143 214V212H137L136 213V215H135V221H140L141 219V216H143L142 215ZM175 214V213H174ZM177 214V213H176ZM71 215V213L69 212V210L68 211H60L58 214H57V216L58 217H64V218H66V217H69ZM78 215H80V214H78ZM86 215V214H85ZM85 215H84V217H85ZM81 216V215H80ZM95 216V215H94ZM177 216V215H176ZM197 216V215H196ZM95 218V217H94ZM93 218V219H94ZM146 218V217H145ZM173 218V217H172ZM191 218V217H190ZM13 217H12V219H11V223L10 224H12V222H13ZM95 219H97V220H99L98 218H95ZM169 219H171V218H169ZM174 219V218H173ZM177 219V218H176ZM84 221V220H83ZM83 221H82V223H83ZM86 221V220H85ZM167 221V220H166ZM172 221V220H171ZM89 222V221H88ZM124 222V221H123ZM131 222V221H130ZM177 222V221H176ZM92 223V222H91ZM97 223L99 224L100 222L99 221H97ZM159 223V222H158ZM174 223V222H173ZM183 223V222H182ZM84 224V223H83ZM89 224V223H88ZM138 224V223H137ZM178 224V223H177ZM53 225V224H52ZM100 225V224H99ZM173 225H175V224H173ZM84 226V225H83ZM151 226H152V224L151 223H149L148 224V226H146V230H148L149 228H151ZM156 226V225H155ZM158 226H161L160 224L158 225ZM88 227V226H87ZM91 227V226H90ZM93 227V226H92ZM96 227H99V226H97L96 225ZM110 227V226H109ZM86 228V227H85ZM101 227H99V229H100ZM154 228V227H153ZM95 229V228H94ZM155 229V228H154ZM164 228L162 227V231H165V230H163ZM134 230H135V228H134V226H133V228L130 230V232L129 233H127V235H126V237L125 238H130L131 236H132V234L134 233ZM160 230H161V228H160ZM159 230V231H160ZM157 231H158V229H157ZM123 232V231H122ZM172 232V231H171ZM174 232L175 231H173L172 232V234H174ZM94 234H96V233H94ZM86 235H87V233H86ZM85 235V236H86ZM159 235V234H158ZM160 236H161V233H160ZM177 236V235H176ZM97 237V236H96ZM109 237V236H108ZM85 238V237H84ZM100 240V239H99ZM98 240V241H99ZM153 240V239H152ZM96 241H97V239H96ZM109 241V240H108ZM83 242H84V240H83ZM89 243V242H88ZM98 243V242H97ZM82 244V243H81ZM84 244H85V242H84ZM83 245V244H82ZM84 247V246H83ZM98 247H99V244H98ZM105 247V246H104ZM90 248V247H89ZM88 248V249H89ZM139 248V247H138ZM163 248V247H162ZM172 248V247H171ZM83 249V251H84V248H82ZM87 250V249H86ZM171 250V249H170ZM105 251V250H104ZM111 251V250H110ZM89 251H87V253H88ZM106 252V251H105ZM168 252V251H167ZM2 253V252H1ZM84 253H86V252H84ZM169 253H170V251H169ZM173 253V252H172ZM171 253V254H172ZM177 253V252H176ZM3 254V253H2ZM6 254V253H5ZM89 254V253H88ZM97 254V253H96ZM105 254V253H104ZM166 254H168V253H166ZM178 254V253H177ZM86 255V254H85ZM111 255V254H110ZM94 256V255H93ZM170 256V255H169ZM111 257L113 258V256L111 255ZM171 258H169L170 260L167 262L168 264H170V262L171 263H175V261H174V259H173V257H175L174 255H173V257L172 256H170ZM152 258V257H151ZM84 259V258H83ZM126 259V258H125ZM136 259V258H135ZM163 259V258H162ZM102 260H104V259H102ZM154 260H157V257H154L153 258V264H155L156 262L154 261ZM164 260V259H163ZM166 260H168V258L166 259ZM165 260V261H166ZM94 261V260H93ZM109 261V260H108ZM91 262V261H90ZM95 262V261H94ZM94 262H91L92 264H94ZM140 262V261H139ZM162 262V261H161ZM79 263H81V262H79ZM90 263V264H91ZM159 263V262H158ZM96 264V263H95ZM108 264H111L110 262L108 263ZM157 264V263H156Z\"/></svg>","mask_w":264,"mask_h":264}]
</instances>
